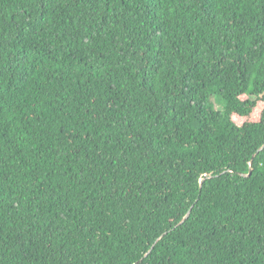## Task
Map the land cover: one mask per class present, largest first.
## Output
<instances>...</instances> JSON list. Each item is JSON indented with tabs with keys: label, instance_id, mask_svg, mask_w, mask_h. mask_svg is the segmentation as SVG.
I'll list each match as a JSON object with an SVG mask.
<instances>
[{
	"label": "trees",
	"instance_id": "obj_1",
	"mask_svg": "<svg viewBox=\"0 0 264 264\" xmlns=\"http://www.w3.org/2000/svg\"><path fill=\"white\" fill-rule=\"evenodd\" d=\"M0 264H264V0H0Z\"/></svg>",
	"mask_w": 264,
	"mask_h": 264
},
{
	"label": "rangeland",
	"instance_id": "obj_2",
	"mask_svg": "<svg viewBox=\"0 0 264 264\" xmlns=\"http://www.w3.org/2000/svg\"><path fill=\"white\" fill-rule=\"evenodd\" d=\"M213 103H214V105H215V107H216L217 109H220V108L222 107L218 102L215 101L214 98H213Z\"/></svg>",
	"mask_w": 264,
	"mask_h": 264
},
{
	"label": "water",
	"instance_id": "obj_3",
	"mask_svg": "<svg viewBox=\"0 0 264 264\" xmlns=\"http://www.w3.org/2000/svg\"><path fill=\"white\" fill-rule=\"evenodd\" d=\"M251 174V169L249 170V173H248V175H250Z\"/></svg>",
	"mask_w": 264,
	"mask_h": 264
}]
</instances>
